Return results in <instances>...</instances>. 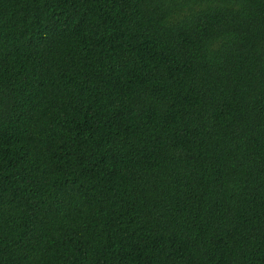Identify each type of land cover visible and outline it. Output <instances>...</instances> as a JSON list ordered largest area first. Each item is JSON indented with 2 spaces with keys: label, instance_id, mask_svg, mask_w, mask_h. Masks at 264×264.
Segmentation results:
<instances>
[{
  "label": "trees",
  "instance_id": "16d2710c",
  "mask_svg": "<svg viewBox=\"0 0 264 264\" xmlns=\"http://www.w3.org/2000/svg\"><path fill=\"white\" fill-rule=\"evenodd\" d=\"M0 264H264V0H0Z\"/></svg>",
  "mask_w": 264,
  "mask_h": 264
}]
</instances>
